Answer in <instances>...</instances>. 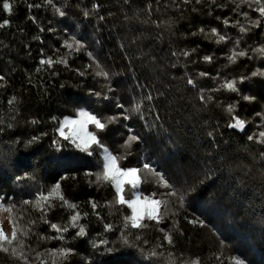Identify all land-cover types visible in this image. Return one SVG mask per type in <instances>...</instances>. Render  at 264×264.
Listing matches in <instances>:
<instances>
[{
    "label": "trees",
    "instance_id": "1",
    "mask_svg": "<svg viewBox=\"0 0 264 264\" xmlns=\"http://www.w3.org/2000/svg\"><path fill=\"white\" fill-rule=\"evenodd\" d=\"M249 4L0 0V23L8 21L0 28V196L13 197L17 239L25 245L19 257L13 242L18 251L0 252V264L36 254L45 264H230L234 257L264 264V76H252L264 72V53L256 51L264 48V17L254 11L260 5ZM219 35L225 40L217 43ZM233 51L247 55L232 62ZM49 58L64 62L40 64ZM233 80L238 92L221 87ZM80 110L106 123L103 131L88 130L122 169H140V193L162 201L160 223L125 228L130 209L114 202L110 183H95L103 149L93 145L89 155L62 141L58 122ZM233 116L244 121L243 131L228 126ZM132 135L138 140L124 147ZM57 182L75 209L59 198L38 200ZM131 192L125 186L126 199ZM76 212L83 237L70 225ZM51 224L69 229L57 233ZM61 248L71 254L62 257Z\"/></svg>",
    "mask_w": 264,
    "mask_h": 264
},
{
    "label": "snow or ice",
    "instance_id": "2",
    "mask_svg": "<svg viewBox=\"0 0 264 264\" xmlns=\"http://www.w3.org/2000/svg\"><path fill=\"white\" fill-rule=\"evenodd\" d=\"M47 4H51L52 0H45ZM127 2V0H125ZM185 3L190 2V0H184ZM214 3L215 0H212ZM244 2H247V0H244ZM196 3H200V0H196ZM254 3L256 5H260L258 8L254 9V11H258L260 14V17H264V4H262V0H250L249 6ZM29 9L32 7L39 8L41 7L40 4H29L28 5ZM3 9L5 11H8L11 13L12 5L8 2L3 3ZM194 11L196 9H193ZM56 12H58L61 16L64 15V13L59 9H55ZM88 13L85 12V16H87ZM34 19V18H33ZM8 23L7 20H5L3 23H0V28L4 27ZM225 24H227V21L225 20ZM254 25L256 27H259L261 25V20L257 19L254 22ZM43 31V29H41ZM201 32L204 31L203 28L200 29ZM241 32H245L246 29L244 27L240 28ZM213 34L216 33V29H212ZM193 35H196V33H193ZM225 40L224 35H219V38L217 40V43L220 41ZM76 41L73 40V44H75ZM73 44H66V47L72 48ZM79 45H77V50L79 49ZM195 49H193L194 51ZM256 51L264 53V48L256 49ZM183 55L187 56L189 55L188 52H184ZM239 56H245L247 55L246 52L240 51L239 53H236L233 51V55L229 57L232 62H235V57ZM204 60L206 61H211L212 57L211 56H205L203 57ZM64 62L62 60L58 61H53L51 58L48 60H41L40 64H48L49 67L53 65V63H60ZM97 67L99 65L97 64ZM97 75H104L107 77V73H104L103 71L97 72ZM201 76L207 75L206 73H201ZM264 76V72L259 71V69L255 72L252 73V76ZM4 77L0 76V80H3ZM242 82V81H241ZM189 84H193V80L189 79L188 80ZM236 81H226L223 84H221L222 88H226L230 91L233 92H238L239 90L235 86ZM151 99V97H148ZM245 100H253L255 97H249V96H243L242 97ZM15 97H13V100ZM203 99V96L201 97ZM9 103H12V101H9ZM136 111H139V107L136 108ZM229 112L233 111V106H229L228 108ZM258 115H260L258 113ZM127 118V117H125ZM115 118H109L108 123L113 122ZM232 119L235 121L234 123H230L228 126L230 128H238L241 131H243L244 128V121L239 119L238 117L233 116ZM35 123V121H34ZM92 124L95 126V129L99 131H103L106 127V123H102L100 119L97 118V116L80 110L77 113V118L72 119V118H65L62 121L58 122V126L56 131H58L59 136L62 137V141H67L68 144H71L74 146L76 149H78L81 152H87L89 155H92V152L89 151V149L92 148L93 145H96L99 148L103 149V164H102V171H99L95 173L96 175V181L95 183L101 184V183H110L114 189H115V195H114V202L120 206H126L128 209L131 210V215L125 217V228H128L129 224L132 229H142L147 227L146 224H144V221H156L157 223H160V213H159V208L162 203L161 200L159 199H154L153 197L156 195L155 193H152L150 195H143V198H141V193L136 191L139 187L140 183V178L138 177V173L140 172L139 168H127V169H122L119 164H118V157L111 155V153L108 152V149L103 146V144L100 142V140L97 138V135L93 132L87 131L88 125ZM67 129V131H65ZM261 137H264V132L260 133ZM38 139V138H37ZM249 140H252L253 137L249 136ZM138 140V137L135 135L129 136L127 142L125 143L124 147H130L131 143L133 141ZM62 141H57V150L59 151V145L62 143ZM32 141H30L31 143ZM258 142H264V141H258ZM66 148L67 145H64ZM145 168H149V165L145 164ZM155 174V173H154ZM88 175H91L89 173ZM160 180L163 183V186L165 188H170L171 185L165 180L163 176H160ZM125 185L130 186V188L133 190L132 191V197L133 198H127L125 197ZM169 195H175L174 192L168 193ZM51 198H59L60 201L63 202L61 206L67 205L69 208L75 209L77 206L75 204H71L69 201H67L61 191V185L59 182H57L55 185L51 187L47 195H44L41 193V195L38 197L39 201H49ZM181 200H183V197L181 196ZM89 203H91L92 208L95 210L97 207V204L95 201L90 200ZM49 208L53 207L52 204L47 205ZM41 211L43 212L44 209L42 208ZM95 214V212L93 213ZM87 215V214H85ZM80 219V213L76 212V214L70 216V225L73 228H78L79 230L75 233V236L83 237L87 235L86 233V227L83 225L78 224V220ZM13 231L11 234V238H9L2 230H0V252H9L11 250L12 254L15 255L16 252L18 251V248L23 255V249L25 247L24 242L22 240H18V230L15 226V222H13ZM50 227L54 229L57 233H62V232H67L69 229L68 225H65L63 228L56 224H51ZM105 230L110 231L112 230V225L105 224ZM56 239H63V235H58L55 237ZM137 239L139 237L137 236ZM165 239L168 241V243L171 245L172 244V237L171 235H165ZM13 242H16L18 245L17 247L13 246ZM121 242L124 245H128L129 241L127 239V236L125 233L122 231L121 232ZM107 244V242H104ZM107 252H112V248H107ZM59 254L66 258L69 254H71V249H65L61 248L58 250ZM150 255L156 256L157 253L155 251L151 252ZM23 264H27V256H24ZM192 264H197V262H192ZM236 264H244L242 260L237 259Z\"/></svg>",
    "mask_w": 264,
    "mask_h": 264
},
{
    "label": "rangeland",
    "instance_id": "3",
    "mask_svg": "<svg viewBox=\"0 0 264 264\" xmlns=\"http://www.w3.org/2000/svg\"><path fill=\"white\" fill-rule=\"evenodd\" d=\"M65 118L76 119L77 116L76 117H65ZM90 125H92V124H89L88 128H89ZM88 128H87V131H89ZM234 129H236L238 131H241L238 128H234ZM65 131H67V129H65ZM57 133H58V131H57ZM58 135H59V133H58ZM101 155H102V159H103V151H102ZM139 185H140V183H139ZM125 186H128V185H125ZM131 191H133V190L131 189ZM136 191L140 192L139 191V187H138V189H136ZM38 197L39 196H37V198ZM131 198H133L132 197V192H131ZM141 198H143V195H141ZM12 206H13V197L8 196L7 198H5L3 196H0V230H2L9 238H11V234H12L13 226H14V224H13L14 221H13V218H12ZM65 207H68V206L65 205ZM51 253H54V251L51 250ZM17 256L22 257V254L19 252V253H17ZM38 256H39V254L34 255L33 260L27 259V263L28 264L29 263H32V264H45V261L39 260ZM237 259L242 260L244 262V264H248V262L246 260H244L242 258H239V257H234L230 261V264H236V260Z\"/></svg>",
    "mask_w": 264,
    "mask_h": 264
},
{
    "label": "built area",
    "instance_id": "4",
    "mask_svg": "<svg viewBox=\"0 0 264 264\" xmlns=\"http://www.w3.org/2000/svg\"><path fill=\"white\" fill-rule=\"evenodd\" d=\"M52 251H54V250H52ZM32 262V261H31ZM29 264H32V263H29Z\"/></svg>",
    "mask_w": 264,
    "mask_h": 264
}]
</instances>
